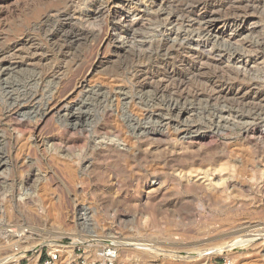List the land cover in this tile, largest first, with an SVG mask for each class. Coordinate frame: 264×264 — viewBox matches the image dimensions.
Masks as SVG:
<instances>
[{
	"label": "rangeland",
	"instance_id": "obj_1",
	"mask_svg": "<svg viewBox=\"0 0 264 264\" xmlns=\"http://www.w3.org/2000/svg\"><path fill=\"white\" fill-rule=\"evenodd\" d=\"M66 1L0 0V50L28 35L32 43L20 53L43 57L23 64L26 71L12 93L0 79V151L16 166L10 168L14 187L8 195L15 223L22 227V238L8 235L5 245L17 249L26 242L42 243L39 258H44L54 251L48 246L52 236L76 239L73 235L84 229L97 240L91 243L97 250L115 236L121 245L146 240L161 251L134 258L127 245H120L118 264H264V110L250 98L264 90V0H242V6L250 4L243 19L259 28L239 30L237 36L225 23L235 12L232 5H238L205 0L223 9L212 15L220 20L218 28H225L222 38L188 22H197L190 7L204 0L118 2V17L123 5L132 11L136 28L129 34L106 13L111 0H75L68 15L58 19L54 15ZM45 15L54 17L43 22ZM88 28L92 36L81 32ZM110 33L118 36L110 40ZM181 37L207 42L225 59L237 50L259 88L225 70L195 67L197 59L186 47L170 51L164 44ZM116 39L143 44L144 58ZM59 69L57 85L53 75ZM139 72H144L141 79ZM80 78L86 79L84 87L73 90ZM223 84L230 91L226 96L215 90ZM237 87L247 95L236 98ZM55 98L61 100L57 108L25 136L1 110L19 106L13 119L37 116ZM64 108L85 112L86 126L73 134L72 121L64 118L68 130L57 131ZM202 134L208 137L198 142ZM36 136L44 143H36ZM0 225L10 231L13 224L0 219ZM249 238L255 239L250 247L212 255L220 245ZM16 253L0 252V264H36L34 252L15 262L11 255Z\"/></svg>",
	"mask_w": 264,
	"mask_h": 264
},
{
	"label": "bare ground",
	"instance_id": "obj_2",
	"mask_svg": "<svg viewBox=\"0 0 264 264\" xmlns=\"http://www.w3.org/2000/svg\"><path fill=\"white\" fill-rule=\"evenodd\" d=\"M175 1V0H174ZM229 1V0H228ZM232 3H234V5H238V6H233L234 7V13H231L230 17L226 23H225V28L226 26L228 27V31H233L231 35H234V36H237L238 35V31L239 30H247L248 32H252L256 29L259 28V24H250L248 25L247 24V21H246V18L243 19V16L242 15H247L248 16V10H249V6H242V0H231ZM118 2H122V3H129L130 0H111L109 3H108V6L106 7V13L109 14V16H112L114 17V20L117 21L115 22L116 26H118V28H120L124 33H131V32H135V28H136V25H135V22L132 21V11L131 9L129 8L128 5L126 6H121V10L123 11V14H122V17H118L117 15V9H118ZM74 3H75V0H69V1H66L64 4L65 5V8L63 9H59L56 11V14L54 15L55 17H57L58 19L59 18H64L65 16H67L68 14V10L73 8L74 6ZM194 4V3H193ZM220 4V3H219ZM245 4V3H244ZM264 4V3H263ZM230 5V4H229ZM252 5V4H251ZM189 6V5H187ZM195 6V4H194ZM217 7V6H216ZM215 6H210L209 4H207V1L204 0V2H201L199 3L198 2V5H196L195 7H190L192 10H194V12L198 15H195L196 16V19L197 22H195L194 20H188V22L194 26V25H198V23H201L202 27H203V30L204 32H207L208 34H211V35H216L218 36L219 38H222L223 35L225 34V28H218V22H220L219 19L217 18H212V15H215V13H220L223 11L220 10L218 7L216 8ZM256 7V6H255ZM91 8V6H90ZM188 8V7H187ZM104 9V8H103ZM252 9V8H251ZM254 9V8H253ZM183 10V9H182ZM189 10V9H188ZM220 10V12H219ZM260 10V9H258ZM263 10V9H262ZM185 10H183V13H184ZM191 12V10H189ZM188 11V12H189ZM252 11V10H250ZM255 11V10H254ZM50 12V11H49ZM178 12V11H177ZM189 12V13H190ZM225 12V11H224ZM53 13V12H52ZM187 13V11H186ZM185 13V14H186ZM48 14V13H46ZM70 14V13H69ZM188 14V13H187ZM251 14V13H250ZM208 15H211V18L207 19ZM46 16V15H45ZM44 16V17H45ZM54 16H50V15H47L45 17V19L43 20L44 21H49V19H53ZM187 16V15H186ZM117 17V18H116ZM189 17V16H188ZM112 23V22H111ZM232 27H236L235 30H231ZM87 28V27H86ZM113 29V31H116L117 29L116 28H111ZM109 31V30H108ZM111 31V30H110ZM118 31V30H117ZM138 31V30H137ZM81 32L82 33H85L86 35L89 36V34L92 36V28H88V29H84L82 30L81 29ZM88 32V33H86ZM81 33V34H82ZM118 33V32H117ZM95 34V33H94ZM122 35V34H121ZM80 36V35H79ZM109 39L110 40H113L115 39L116 36H118L117 34H112L110 33L108 35ZM124 37V35H123ZM183 37L181 38H174V39H167L164 41V44L167 46V48H169V50L171 51L172 49H178V50H183L185 51V47H186V50L189 54H191L192 56H194L196 59H197V62L195 61V67L198 66L200 67V69H205V68H213L214 70H216L217 72H220V71H227L226 73H231L239 79V78H242L244 81L245 80H249L251 82V79L249 76H248V72L246 71V69L244 67H247L246 65V62L244 63L242 61L243 59V55L238 52L237 50H234L231 54L229 53V58L228 59H225L226 56L224 54V52H220L219 50L217 51L215 48H211V49H208V45H207V42H206V45H202L201 43H198V42H194L193 40H189L187 38L185 39H182ZM33 39V38H32ZM95 39V38H94ZM257 39V38H256ZM5 40V39H4ZM77 40V39H76ZM118 41V43L120 44V47H122L124 50H130L132 51L136 56L137 58L139 59H143L144 57L142 56L143 55V50L142 48L144 47L143 44H138L135 43V42H131L130 45L126 44V43H123L121 42L119 39H116ZM34 41V40H33ZM109 41V40H107ZM125 41V40H124ZM128 41V40H127ZM193 41V42H192ZM197 41V40H196ZM12 42V41H11ZM259 42V41H258ZM262 42V41H261ZM4 43V42H3ZM32 43V40H31V37L29 38L28 35L24 36V38L22 40H19L18 42H15V43H12L13 45L10 46L8 49H5V50H0V79L2 78V81L5 83L6 85V88L8 90L9 93H12L14 91V88H15V80L18 78V77H21L20 75H24V71L26 70H23V64L25 65H31L33 64L35 61L37 60H42L39 59V56L37 54H31V55H28V57H24L22 55V52L21 50H23V48L27 47L28 45L30 46V44ZM144 43V42H143ZM264 43V42H263ZM152 44V43H151ZM159 44V43H158ZM210 46V45H209ZM261 46V45H260ZM263 46V45H262ZM2 47V46H1ZM159 47V46H157ZM21 48V50L19 49ZM146 48V47H145ZM236 49V48H235ZM238 49V48H237ZM40 50V49H39ZM239 50V49H238ZM29 51V50H28ZM38 52V51H37ZM40 52V51H39ZM38 52V53H39ZM231 52V51H230ZM25 53V52H24ZM23 53V54H24ZM33 53V52H32ZM52 54V53H51ZM186 54V53H185ZM22 55V56H21ZM40 55V54H39ZM42 55V53H41ZM64 55V54H63ZM148 55V53H147ZM167 55V54H166ZM26 56V55H25ZM20 58L21 60L18 62L16 59ZM186 58V57H185ZM138 59V60H139ZM195 59V60H196ZM41 62V61H40ZM181 62V61H180ZM43 64V63H42ZM184 64V63H183ZM239 65V66H237ZM35 66H36V63H35ZM191 66V65H190ZM197 67V68H198ZM184 68V67H183ZM194 68V67H193ZM196 68V69H197ZM51 69V68H49ZM143 69V68H142ZM195 69V68H194ZM144 70V69H143ZM206 71V70H205ZM61 72V70L59 69L58 72L54 73L53 77L56 78V80H58V82H56L57 85H59V78H57L58 75L57 73ZM27 73V72H26ZM144 72H139L137 74V79H141L144 74ZM198 72H196L195 74H197ZM204 73H207L204 72ZM209 73V72H208ZM223 73V72H222ZM221 73V75H222ZM202 74V73H201ZM230 74V75H231ZM39 75V74H38ZM63 75V73H62ZM198 75V74H197ZM203 75V74H202ZM64 76V75H63ZM200 76V75H199ZM205 76V75H204ZM220 76V75H219ZM224 76V75H223ZM234 76V77H235ZM23 77V76H22ZM115 77V76H114ZM192 77V76H191ZM233 77V76H232ZM157 78V77H156ZM199 78V77H197ZM228 78V77H227ZM20 79V78H19ZM217 79V78H216ZM229 79V78H228ZM155 80V79H154ZM157 80V79H156ZM160 80V79H158ZM170 80V79H169ZM199 80V79H198ZM202 80V79H201ZM200 80V81H201ZM204 80V79H203ZM150 81V80H149ZM161 81V80H160ZM159 81V82H160ZM206 81V80H205ZM231 81V80H230ZM254 82H252L250 88H253L255 89L257 86L259 88L260 84L257 83V81H255V79L253 80ZM204 82V81H203ZM212 82V81H211ZM17 83V82H16ZM86 83V79L84 78H80L78 80H75V82L73 83V90H76V89H81L84 87ZM224 83V82H223ZM152 83H148V85L150 86ZM157 84V82H156ZM213 84V83H212ZM173 85V84H172ZM145 88H147L145 85H142ZM241 86V85H240ZM206 87V86H205ZM215 87V86H214ZM230 87V86H229ZM233 87V86H232ZM239 87V86H238ZM237 87V88H238ZM213 88V87H212ZM231 88V87H230ZM246 88V87H245ZM263 85H262V89H263ZM17 89V88H16ZM252 89V90H253ZM215 90L217 91V94L219 95H223L225 94V96L227 94H229V89L227 87H225V85H219V86H216L215 87ZM234 88L232 89V92H233ZM237 92L236 94V98L237 96H242V97H245V94L247 95L246 93V90H243V89H236ZM248 90V89H247ZM179 91V90H178ZM209 91V90H208ZM212 91V90H211ZM262 91V90H260ZM201 92V91H200ZM199 92V93H200ZM100 93V92H99ZM214 93V91H213ZM212 93V94H213ZM249 94V93H248ZM255 96L254 97H250L253 102H254V106L261 109V110H264V90L262 91V94L261 93H253ZM100 95V94H99ZM215 95V94H214ZM217 95V96H218ZM221 95V96H222ZM251 95V94H250ZM224 97V96H223ZM231 97V96H230ZM247 97V96H246ZM249 97V96H248ZM247 97V98H248ZM227 98V97H226ZM233 98V97H231ZM235 98V97H234ZM217 99V98H216ZM219 99V98H218ZM225 99V98H224ZM243 101V99H238V101ZM84 101V100H83ZM61 102V100H57L56 98L55 99H52L50 101V103L48 104V106L46 108H43L42 109V112L37 114V116H30V115H21L19 114L18 115V118L17 119H13V113L17 112L18 109H20L19 106H13V107H7L5 110L1 108V110L5 111L7 115H9L8 117L10 118V120H15L16 123H17V127H18V131L20 133L21 136H25V133L26 131L29 129L30 130V127H32L31 125H37L40 121H42L47 115H49V113H51L52 111H54V109L57 108V105ZM245 102V101H244ZM243 102V103H244ZM250 102V101H249ZM79 104V103H78ZM173 104V103H172ZM246 104V102H245ZM253 104V103H252ZM253 106V107H254ZM66 107V106H65ZM174 107V106H173ZM177 107V105H175V108ZM79 108V107H78ZM40 112V110H39ZM60 112V111H59ZM62 112H66L64 113V115H62V117L59 118V120H57V124L58 126L56 125V129L57 131H60L62 130V133H65L66 130L68 129H65L64 127V124H63V120L61 119H68L69 121H72V124H70V131L74 134L75 132H77L78 130L80 129H83L86 124H85V112L81 111V110H76V109H69V108H64L62 109L61 113ZM187 112V111H186ZM38 113V112H37ZM17 115V113L15 114ZM162 115V114H161ZM160 114H157L156 117L160 118L161 117ZM89 119V118H88ZM4 120V119H3ZM86 120V119H85ZM87 122V121H86ZM121 134H123V132L121 131L120 132ZM119 133V134H120ZM153 135H159L158 133H153ZM262 135V134H261ZM2 134H1V131H0V140L2 138ZM264 136V135H263ZM155 137V136H154ZM208 137V134H202V135H199L198 138H196V140H198V142L200 141H203L205 140L206 138ZM5 138V137H4ZM54 138V137H53ZM34 140L36 141V143H41L43 144L44 143V139H41L40 136H36L34 137ZM2 142V140L0 141ZM11 142V141H10ZM62 149V148H61ZM65 150V148H63ZM67 154V153H66ZM70 155V154H68ZM14 166V160L8 156V155H5V152H1L0 151V219H6L8 223L10 224H13V225H10L9 227L11 228L10 231H7V228L8 226H5V225H0V252H4L5 254H8V253H14V252H17L16 254H13L11 255L10 257L12 258L11 260H14L15 262H17L18 260L22 259V258H25L27 256V253L28 252H34L36 254L34 260L32 261L33 263H37L38 262V259H39V256H40V252H41V247L43 246L42 243H37L35 241H31V242H26L25 245H15V247L17 246V249L14 248L12 245H5V243L3 242L4 240V237L10 235L12 237V240L17 236L18 238L21 237L22 238V235L18 236L19 232L21 231L22 227H20L19 225H17V223H15V220H14V215L13 214V211H14V208L13 206L11 205L12 203V200L13 198L10 197L8 194L10 193V191L12 190V188L14 187V181H13V178H12V175H11V170L10 168L12 167L13 168ZM16 167V166H14ZM207 175H210L207 173ZM221 180V179H220ZM226 180V179H225ZM216 181V180H215ZM229 181V180H228ZM28 182H30V179L28 180ZM36 182V181H35ZM193 182V181H192ZM224 182V181H222ZM233 182V181H232ZM38 184V183H37ZM210 188V187H209ZM30 190H32V187L30 186ZM28 194V193H27ZM58 204L59 205H63V202L60 200L58 201ZM75 204V202H74ZM9 228V229H10ZM74 230V229H73ZM72 230V231H73ZM75 232V231H74ZM74 234V233H73ZM76 239L77 238H80L79 234L76 233L73 235ZM247 236V235H246ZM249 236V235H248ZM260 236V235H259ZM262 237V236H261ZM62 234L58 233L56 236H52V239L51 241L48 242V246H51V248L54 249V251L52 252H56L58 250H61V248H64V245L62 244ZM246 238V237H245ZM237 239V238H236ZM235 239V240H236ZM26 240V239H25ZM44 240V239H43ZM253 240L255 239H239V240H236L233 242V244L229 245V246H219L217 247L216 249H214V253H212V255L214 254H224V253H232L235 249H242V248H247V247H250L252 246V242H254ZM37 241V240H36ZM136 241V240H135ZM24 242V241H23ZM130 243V241H129ZM78 245V246H85L86 248L89 249V257L90 259H95L97 260V257H98V253H99V250H97L96 247H90L87 245L86 242L82 241V240H75L74 244L70 245L71 248H75V245ZM121 245V243H120ZM123 246L127 245V247L125 246L124 249L126 248V250H131V252L133 251L132 255L134 254L135 257H139L140 255H143V254H148V255H151L153 253L151 252H155V253H159L161 252L159 250V248H156L155 250L150 248L152 245L151 243H147L146 240H139L136 241V242H133V243H130V244H122ZM121 245V247H123ZM14 248V249H13ZM91 248V249H90ZM52 249V250H53ZM127 250V251H128ZM211 254V253H210ZM209 254V255H210ZM208 255V256H209ZM133 258V257H132ZM175 258V257H174ZM10 260V261H11ZM7 261V260H6ZM6 263V262H5Z\"/></svg>",
	"mask_w": 264,
	"mask_h": 264
},
{
	"label": "built area",
	"instance_id": "obj_3",
	"mask_svg": "<svg viewBox=\"0 0 264 264\" xmlns=\"http://www.w3.org/2000/svg\"><path fill=\"white\" fill-rule=\"evenodd\" d=\"M85 233L86 230L82 229L79 234L80 238L73 239L64 237L61 241L64 248L56 252L48 253L44 258L40 257L36 264H118L121 248L118 238L115 236H111L102 241L100 246H98L99 253L95 261H90L89 256H87L88 258L84 256L88 249L85 246H78L76 244L75 248L70 247V245L74 244L75 240H82L91 248L97 247L95 244H91L92 242L96 243L97 240L95 237L88 236Z\"/></svg>",
	"mask_w": 264,
	"mask_h": 264
}]
</instances>
